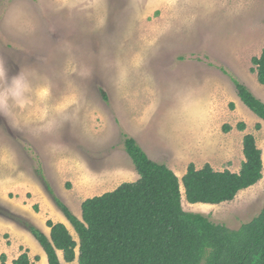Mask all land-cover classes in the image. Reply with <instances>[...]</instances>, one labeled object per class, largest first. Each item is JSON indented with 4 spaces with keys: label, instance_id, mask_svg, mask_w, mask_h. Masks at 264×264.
Listing matches in <instances>:
<instances>
[{
    "label": "rangeland",
    "instance_id": "1",
    "mask_svg": "<svg viewBox=\"0 0 264 264\" xmlns=\"http://www.w3.org/2000/svg\"><path fill=\"white\" fill-rule=\"evenodd\" d=\"M263 47L264 0H0V62L9 78L22 73L26 83L22 103L0 113V217L17 227L2 229L1 243L40 264L39 244L1 210L33 224L21 208L42 227L44 217L67 221L50 196L43 203L26 190L27 176L43 186L39 171L47 174L74 210L135 181L123 132L137 134V144L172 171L190 162L238 171L242 137L253 134L263 161L256 184L218 204H191L182 195L184 210L230 229L249 221L264 205V120L240 101L229 76L264 102L250 70ZM94 170L118 176L98 177L91 187ZM60 256L61 264H78Z\"/></svg>",
    "mask_w": 264,
    "mask_h": 264
},
{
    "label": "trees",
    "instance_id": "2",
    "mask_svg": "<svg viewBox=\"0 0 264 264\" xmlns=\"http://www.w3.org/2000/svg\"><path fill=\"white\" fill-rule=\"evenodd\" d=\"M251 62V72L264 86V47ZM229 77L240 101L264 120V102L244 83ZM255 127L260 128V124ZM223 128L227 131L229 126ZM237 128L244 130L245 124L239 122ZM122 137L138 178L85 198L80 205V218L54 192L45 173L39 171L46 192L77 240L62 222L47 219V236L28 220L1 210L3 216L33 236L44 251L47 264H61L57 250L65 262L74 261L77 250L78 264H264V205L237 229L182 206V195L191 204L231 201L239 191L262 178V152L253 134L245 133L242 137L244 159L238 171L215 170L209 163L196 168L190 162L180 179L164 163L150 159L132 136L123 132ZM33 207L37 210L36 205ZM5 261V254L1 253L0 264ZM12 264L33 263L24 250Z\"/></svg>",
    "mask_w": 264,
    "mask_h": 264
},
{
    "label": "crops",
    "instance_id": "3",
    "mask_svg": "<svg viewBox=\"0 0 264 264\" xmlns=\"http://www.w3.org/2000/svg\"><path fill=\"white\" fill-rule=\"evenodd\" d=\"M160 133L158 132L157 133V135H159ZM132 137H134L135 139H136V141H138L139 139H137L138 137H137V134H130ZM161 139V136H160V138H159V140ZM143 148V147H142ZM144 149V148H143ZM146 149H144V151H145ZM152 150H155V149H152ZM146 153H147V155H148V157H150L151 158V155L149 154V151L147 152V150L145 151ZM152 159V158H151ZM152 160H154V159H152ZM155 161V160H154ZM158 162H160V163H165V162H162V161H158ZM167 166H168V164L167 163H165ZM169 167V166H168ZM170 168V167H169ZM187 168V167H186ZM186 168L184 167L183 169H179V170H174L173 168V171H174V173L178 176V178H179V176H182L184 173H185V171H186ZM171 169V168H170ZM118 170H114V171H109V172H102V171H96V170H94V171H92L91 172V174L90 175H88V176H97V179H95V178H91V180H90V183H89V185L91 186V187H93V185H98V184H100V181H98L99 179H98V177L99 178H101V176H118ZM45 175H47V174H45ZM136 176H138V175H136ZM28 177V183L26 184V190H28L29 188H34V192L32 193V196H34V197H39L41 200H43V203H48V202H46L45 201V199L46 200H49V195H48V193L46 192V190H45V188L40 184V182L39 181H37L35 178H33L32 176H27ZM46 178H47V180L49 181V183H50V185H51V187L53 188L54 186L52 185V180H51V178L47 175V176H45ZM85 185V184H84ZM61 186V185H60ZM89 186V187H90ZM114 188H116V187H114ZM114 188H111L110 190H112V189H114ZM56 187L55 188H53V190H54V192L59 196V194L56 192ZM64 192H66V191H68V189H65L64 188V190H63ZM107 191H109V190H107ZM96 195H99V194H96ZM94 196V195H93ZM60 197V196H59ZM92 197V196H91ZM88 198V197H87ZM60 199L62 200V198L60 197ZM84 200V199H83ZM82 200V201H83ZM63 201V200H62ZM81 201V202H82ZM64 202V201H63ZM81 202H79L78 203V205H77V202H76V205H77V209L76 210H74L73 209V207H71V206H68L65 202V204L71 209V211L78 217V218H80L81 217V208H80V205H81ZM54 204V203H53ZM204 204V203H203ZM55 205V204H54ZM37 206V205H36ZM47 207H48V204H47ZM47 207H45V208H47ZM56 207V206H55ZM37 208H38V206H37ZM57 208V207H56ZM12 209L15 211L16 210V206H12ZM58 209V208H57ZM38 210V209H37ZM48 211H50V212H52L51 211V209H49ZM17 212H19V213H22L24 216H26L27 218H29L32 222H33V224H35L41 231H43V233H45L47 236H49V233H50V228L46 225V218L44 217V219H43V221H42V223H44V225L45 226H41L40 225V223L39 222H37V221H35V216H33V214H31V213H29V214H27V212L26 211H24V210H22L21 208H17ZM35 214H37V217H38V215L40 214V213H35ZM56 215V214H55ZM40 216V215H39ZM57 216V215H56ZM64 216V215H63ZM58 217V219L57 220H60V221H55V222H61L62 221V223H64L66 226H67V222L68 221H65V220H63L62 218H60V216H57ZM66 219V218H65ZM51 220V219H50ZM68 227V226H67ZM2 229H5V230H7L10 234L12 233V232H14L15 230H17V227L16 226H14V224L13 223H11V222H8V221H6L4 218H1L0 217V231L2 230ZM69 229V228H68ZM33 237V236H32ZM76 240H77V237H76ZM3 241V240H2ZM33 241V240H32ZM36 241V240H35ZM37 242V241H36ZM33 243H34V241H33ZM40 246V245H39ZM41 247V246H40ZM34 249H36V250H39L40 252H41V250L38 248V247H36L35 246V243H34ZM42 249V248H41ZM43 251V250H42ZM44 252V251H43ZM1 253H4L5 254V256H6V261H5V264H12V260L14 259V258H16L19 254H20V251H18V249L15 247H13L12 246V243H9V244H5V243H1V241H0V254ZM60 253H61V251H59V250H57V255H58V257H59V259H60V261H62L61 260V256H60ZM27 254H28V252H27ZM77 254H78V252H77V250H76V260H77ZM44 255H45V253H43L42 254V252H41V254H39V255H35V256H41V259H40V257H39V260H40V264H42L43 263V261H44V259L46 260V262H47V259L45 258L46 257V255H45V257H44ZM29 256V255H28ZM34 256V257H35ZM44 258V259H43ZM30 259V258H29ZM32 262V261H31ZM46 262H45V264H46ZM62 263V262H61Z\"/></svg>",
    "mask_w": 264,
    "mask_h": 264
},
{
    "label": "clouds",
    "instance_id": "4",
    "mask_svg": "<svg viewBox=\"0 0 264 264\" xmlns=\"http://www.w3.org/2000/svg\"><path fill=\"white\" fill-rule=\"evenodd\" d=\"M0 81L5 82L3 87H0V113L10 115V102L22 103L20 100L26 83L22 73H17L12 77H8L7 69L0 62Z\"/></svg>",
    "mask_w": 264,
    "mask_h": 264
}]
</instances>
